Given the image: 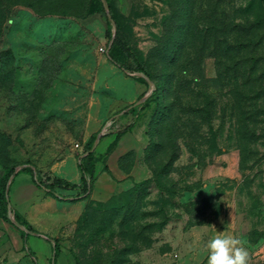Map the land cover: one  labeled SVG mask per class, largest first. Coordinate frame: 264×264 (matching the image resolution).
I'll return each mask as SVG.
<instances>
[{"label": "rangeland", "instance_id": "obj_1", "mask_svg": "<svg viewBox=\"0 0 264 264\" xmlns=\"http://www.w3.org/2000/svg\"><path fill=\"white\" fill-rule=\"evenodd\" d=\"M93 1L0 0V169L59 177L92 135L99 144L129 126L119 139L135 138L142 126L143 147L95 155L103 172L148 178L105 200L57 190L29 205L48 254L56 239L75 264H161L170 236L213 220L222 201L245 241L264 240V1L109 0L144 72L106 54L116 25L104 0L89 12ZM231 152L240 177L191 198ZM10 249L0 243V264L55 261Z\"/></svg>", "mask_w": 264, "mask_h": 264}, {"label": "crops", "instance_id": "obj_2", "mask_svg": "<svg viewBox=\"0 0 264 264\" xmlns=\"http://www.w3.org/2000/svg\"><path fill=\"white\" fill-rule=\"evenodd\" d=\"M108 55L107 51H105ZM137 128L140 136L136 134L133 138L130 135H125L119 139L109 152V159L111 162H115L116 159L125 152L143 147L142 138V126L136 124L132 126V130ZM115 134H110L104 137L99 144L94 143L92 149L97 152L105 153L107 147L114 140ZM100 147L98 148V146ZM83 153V152H82ZM81 153V154H82ZM80 155V154H79ZM216 164L209 170L208 173L201 175L202 184L194 191L187 192L191 198H199L203 196L211 195L214 191V186L217 182L224 178H239L238 160L234 152H231L230 156L225 158L224 155L218 156ZM77 160L72 165L69 173H54L60 178L79 185L81 173L77 167ZM52 173H48L50 176ZM3 175V170L0 169V177ZM147 173H108L99 169L98 162L95 163L94 173L90 181L87 199L92 201H100L108 199L117 190L127 188L128 182L133 178L135 181H140L148 178ZM15 186V187H14ZM74 193V190H69ZM49 197L45 194V190L39 187L35 182L34 174L28 171H18L10 176L8 181V211L14 213L17 211L22 216L28 210L29 205L37 198ZM223 199V195L221 196ZM53 198V197H52ZM221 199V200H222ZM221 212L213 220L207 223L196 225L183 234H174L170 236L171 250L167 252L163 257L164 260L161 264H208L207 262V241L216 234L220 233H233L241 240V245L248 251V264H264V240H256L255 242H247L244 237L238 234V225L236 223L234 208L227 205L226 215L224 214L223 201ZM24 218V217H23ZM25 219V218H24ZM26 220V219H25ZM27 221V220H26ZM28 222V221H27ZM23 229L19 226H15L13 220L9 217L8 220L3 219L0 216V243L5 247H11L12 253L22 254L25 253L24 245L31 247L36 256L39 259H55L52 264H75V259L71 256L68 250L61 249L59 245V251L57 254L54 252V239L53 248L48 254L46 239L41 233L34 232L29 235L23 236L20 230ZM39 232L46 233V231L37 229ZM181 240V244H180ZM179 242V244H178Z\"/></svg>", "mask_w": 264, "mask_h": 264}, {"label": "trees", "instance_id": "obj_3", "mask_svg": "<svg viewBox=\"0 0 264 264\" xmlns=\"http://www.w3.org/2000/svg\"><path fill=\"white\" fill-rule=\"evenodd\" d=\"M104 2H105V6L107 7L108 11L111 12V18L112 20L115 21V25H116L114 34L109 32V38L111 39V46L108 52V56L110 57L111 56L110 54H112L114 50H118L121 53H123V55L126 58V61L119 63V66L121 68L129 70V71L141 70L144 72L143 63L141 62L139 57L136 55L133 48L130 46L125 33L122 31V29L120 28V26L118 25L116 21L115 16L112 14L111 2L109 0H104ZM97 5L101 9L104 8L101 0H95L91 3V10L89 12H93L95 9H97ZM128 128L129 126L125 127L124 130L117 131L115 133V138L110 143V145L107 147L105 154H108L112 150L113 146H115V144L118 142L123 132L127 130ZM93 139H94V135H92L87 141V143L85 144L83 153L78 155L77 167L79 169V172L81 173L79 185L70 183L60 177H54V176L51 177L49 175H45L44 178H42L39 175V173H37L35 170H32L28 166L21 167L20 169H18V171H28L34 174L36 184L39 187L44 188L45 194L50 197L59 198L61 195L58 193L57 190H74L73 195L75 197L87 198L90 181L92 179L94 168H95V163L97 161L95 151L92 149ZM2 170H3V175L0 177V216L3 219L8 220L6 216V212L8 210V207H7L8 205V199H7L8 181L10 179V176L15 172V167L14 166H4ZM13 215H14L15 220L20 221L24 227V229L20 230V233L23 236L29 235L30 233L34 232V229L32 228V226L23 218V216L20 213H18L17 211H14ZM58 251H59L58 241L54 240L55 254H57Z\"/></svg>", "mask_w": 264, "mask_h": 264}, {"label": "clouds", "instance_id": "obj_4", "mask_svg": "<svg viewBox=\"0 0 264 264\" xmlns=\"http://www.w3.org/2000/svg\"><path fill=\"white\" fill-rule=\"evenodd\" d=\"M233 233H220L206 243L208 264H248V251Z\"/></svg>", "mask_w": 264, "mask_h": 264}, {"label": "built area", "instance_id": "obj_5", "mask_svg": "<svg viewBox=\"0 0 264 264\" xmlns=\"http://www.w3.org/2000/svg\"><path fill=\"white\" fill-rule=\"evenodd\" d=\"M101 51H103V48H100Z\"/></svg>", "mask_w": 264, "mask_h": 264}]
</instances>
